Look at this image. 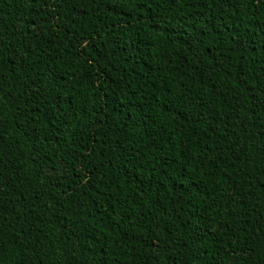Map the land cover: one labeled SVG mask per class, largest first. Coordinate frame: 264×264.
Listing matches in <instances>:
<instances>
[{
	"label": "trees",
	"instance_id": "16d2710c",
	"mask_svg": "<svg viewBox=\"0 0 264 264\" xmlns=\"http://www.w3.org/2000/svg\"><path fill=\"white\" fill-rule=\"evenodd\" d=\"M0 264H264V0H0Z\"/></svg>",
	"mask_w": 264,
	"mask_h": 264
}]
</instances>
